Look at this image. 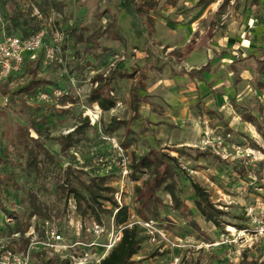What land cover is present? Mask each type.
<instances>
[{
	"label": "rangeland",
	"instance_id": "obj_1",
	"mask_svg": "<svg viewBox=\"0 0 264 264\" xmlns=\"http://www.w3.org/2000/svg\"><path fill=\"white\" fill-rule=\"evenodd\" d=\"M140 3L151 7L153 40L162 52L167 54L175 50L182 57L196 50V57L185 63L192 67L210 64V71L204 73L206 83L191 82L186 77L175 78L168 69L162 74L142 69L143 44L135 38L126 13L129 7ZM11 18L20 23L28 22L31 29L44 30V46L52 47L63 63L57 60L44 63L39 52L35 61L25 56L20 71L0 80V157H4V147L9 152L23 153V145L13 147L10 143L17 138L30 139V136L39 137L50 152L59 155L61 162L55 176L43 178V174L31 172L27 180L39 194V202L52 211L51 216L55 219L48 222L56 227L65 244L79 243L69 249L68 254L86 257L84 264H97L108 254L109 247L120 238L121 227L113 220L115 203L127 206L128 227L136 226L137 236L141 238V256L150 255L152 264H170L177 251L180 256L184 254L185 264H229V260L236 258V264H254L262 259L264 238L253 245L247 237L243 242L238 240L229 245L222 236L231 232L226 228L230 226L216 229L194 208V213L186 217L177 215L168 209L169 201L163 191H158V197L165 207L157 210L156 217L144 212L149 221H143L138 212L135 189L149 174H132L129 165L151 150L176 157L179 166L214 196L213 200L219 198L210 186V178L215 179L229 197H222L220 202L230 208L223 211L226 213L224 219L237 226L245 224L244 206L253 204L249 198L258 197L254 198L256 202L264 195L263 140L251 129L252 125L244 124L249 108L256 102L264 105V98L255 86L261 75L257 60L264 59V0H0V38L11 34ZM106 28L110 29V34L99 38L92 53L86 54L84 49L90 45L80 42L79 37L87 40L100 35ZM22 30L19 28L12 33L21 37ZM204 50L209 58L204 56ZM111 55L123 58L117 63L112 75L114 80L110 83V90L119 105L105 111L89 102L90 91L95 88L89 80L101 72ZM33 77L47 82L45 87L65 88L68 96L57 106L39 105L21 92ZM136 80L138 93L144 98L140 103L134 100ZM43 117H46L45 124L40 121ZM76 127L80 130L77 134L80 141L66 153H61L57 138ZM205 127L211 138L220 137L223 141L224 149L218 151L223 156L230 155L227 158L217 155L223 160L222 164L212 158L195 159L197 152L214 154L212 148L202 145ZM182 142L187 145L179 146ZM255 142L263 146L258 147ZM232 146H241L243 152L235 153L230 149ZM244 149L250 157L241 156ZM88 162L91 165H86ZM21 176L20 182H24L25 172ZM58 179L60 183H67L69 189L91 198V204L93 199L87 188L112 199H97L102 204L100 208L94 204L99 210L100 224L92 217L83 216L82 211L86 208L83 201L80 209L76 205L74 212L69 214L72 223L61 217L64 198L58 192ZM189 180L186 175L173 179L174 187L181 190L180 197L188 207H193ZM239 189H245L242 192L248 196L240 197ZM236 195L244 202L234 200L236 203H230ZM193 222L205 233L195 232L191 228ZM8 229L0 215V236L5 237ZM34 239L42 241L38 234ZM6 243L12 250L21 252L29 241L26 237H7ZM233 245L238 246V251H230L229 247ZM35 248L40 250L42 247ZM244 250L247 251L245 256L238 255ZM41 254L50 258L47 264L64 263L60 257ZM36 260L34 254L32 262Z\"/></svg>",
	"mask_w": 264,
	"mask_h": 264
},
{
	"label": "trees",
	"instance_id": "obj_2",
	"mask_svg": "<svg viewBox=\"0 0 264 264\" xmlns=\"http://www.w3.org/2000/svg\"><path fill=\"white\" fill-rule=\"evenodd\" d=\"M150 11V5L144 3L132 5L127 11L131 18V27L133 28L136 38L143 41V52L145 54V64L143 68L162 73L163 69L166 66H169L173 75L185 74L191 81L205 83L206 79L204 73L209 72L211 69L209 63L201 67H186L185 61L175 58L172 53L164 55V52L154 44L151 39L153 28L149 17ZM41 12L43 13V10H41ZM10 22L9 32H11V34L6 37H18L13 35L12 32L19 28L23 29L21 37H19L22 39L28 38L40 31L38 29L35 30V28H29L28 22L26 21L20 23L19 20L11 18ZM107 34H110V29L106 28L100 35L89 37L87 40L80 36V42L85 41L90 45L84 49L85 53H92L98 39ZM41 54L43 56V52H41L40 55ZM56 58L57 61L60 60V62L58 61L60 64L63 63L62 59L55 55V59ZM108 60L104 62L101 71H105L106 66L108 65ZM257 65L261 75L257 78L255 86L256 90L264 98V59H258ZM114 71L115 69L106 77L100 72L94 76V78L89 80L93 85H96L95 88L90 91L88 98L89 102L96 103L105 111L115 107V99L109 96L110 92H112L110 90V83L114 80L112 76ZM46 83L47 82L42 79L33 77L27 82L24 88H22L21 92L25 94V97H30L35 101L39 92H50L55 88L66 91L65 88L60 86L51 85L50 87H45ZM138 85L139 83L136 82L134 100L140 103L143 102L144 98L140 97L138 94ZM67 96L68 92L60 100ZM40 104L55 106L53 104L39 103V105ZM40 121H42V124H45L46 117H43ZM244 122L251 124L255 128L256 132L261 136L264 144V105L260 102H256L252 108L248 109L247 115L244 116ZM44 129H46V127ZM28 130H26V132H28ZM38 131L39 130H37V132ZM78 133H80V130L76 127L72 132L57 138L61 153H66L71 147L80 141L79 137H77ZM10 144L13 145V147H16L17 144L23 145L24 152L21 153L16 150L9 152L7 147L3 148L4 157H0V215L2 216L4 223L9 227L7 235L11 236L18 234L19 238H24L31 229L40 233V236H42L41 226L43 222L55 218L51 216L52 211L47 206H44L42 202H39V194H37L36 191H33L32 187L28 184L27 178L31 176V172L43 174V178L48 175L55 176L54 173H56L57 166L61 162L60 157L58 154L50 152L39 137L34 138L30 136V139L26 140H20L17 138L15 139V142ZM40 156L42 157L39 158ZM198 158H203L205 160L212 158L214 162L219 164L224 163L220 157L208 151L197 152L195 159ZM22 161L24 164H22ZM86 165H91V163L88 162ZM129 168L132 174H149L143 184L135 189V195L139 203L138 212L143 221H149L148 218L145 217L144 212H149L151 217H156L158 215L157 210L165 207L162 200L158 197V191L166 192L170 196L171 205L168 209L172 212L185 217L187 214L194 213L180 197L181 190L174 187V176L181 179L186 175L190 179V185L193 190V208L196 212H198L205 221L212 223L217 228L222 226L221 223L232 226L231 224L223 222L226 213L219 210L211 202L205 189L186 174L185 169L179 166L176 157L170 156L159 150H151L140 156L137 160H133L129 165ZM23 172H25L26 179L24 182H20ZM56 181H59L57 184L58 192L64 198L63 210L60 213L61 217H64L65 215L67 199L72 197L75 206L77 205L78 209H80L81 201L86 204V208L82 211L83 216H88V218L92 217L97 224H100L98 208H100L102 204L97 202V199H100L101 201H112V199L102 197L100 194L98 195L87 188L88 195L93 199V204H91L89 200L91 198H87L84 194L75 189H69L67 183H64L63 181L60 183L59 179ZM95 203L98 208L94 206ZM113 205L115 206V213L113 215L114 224L121 227L120 238L110 249L108 254L100 261V264H132V258L140 251L141 238H138L137 236L136 226H132L131 228L128 227L127 222L129 213L127 206H117L115 203H113ZM88 211L90 214H88ZM7 220L11 221L7 222ZM233 227L241 229L242 226L233 225ZM191 228H194L195 231L198 229L195 222L191 224ZM35 255L37 256L35 264H47L49 262V259L45 258L41 253ZM62 261L64 262L63 264H69L70 259H64Z\"/></svg>",
	"mask_w": 264,
	"mask_h": 264
},
{
	"label": "built area",
	"instance_id": "obj_3",
	"mask_svg": "<svg viewBox=\"0 0 264 264\" xmlns=\"http://www.w3.org/2000/svg\"><path fill=\"white\" fill-rule=\"evenodd\" d=\"M44 38L45 31L41 30L32 36L22 39L19 37H5L0 39V80L7 77L8 75H12L13 73H17L20 71L21 67L24 64L25 56H29L31 61L37 59V54L39 52H43V60L44 63H48L51 60L55 59V50L52 47L44 46ZM123 58H120L118 55H111L108 60V65L106 66L103 76L106 77L111 71L116 68V65ZM57 60V58L55 59ZM60 62V60H58ZM72 85L74 86L73 82ZM96 86V85H95ZM67 94L66 91L55 88L50 92H39L36 96V101L39 103L45 104H53L55 106L58 105V101L63 98ZM110 96L115 98L113 92H110ZM119 105V102L115 101V108ZM206 129V127H205ZM204 135V136H203ZM202 135V145L206 147L212 148L214 155H219L222 158H227L230 155L221 154L218 150L224 149L223 141L220 137L211 138L210 132L206 129ZM235 153L243 152L240 146H232L230 148ZM244 149V154L242 157H250ZM219 157V156H218ZM75 210V202L72 197L67 199V208L66 213L64 215L69 221V224L72 223V218L69 217L71 212ZM244 216L246 218V226L241 229H236L234 227H226L228 228L227 235H223V241L225 240L229 245L235 244L239 240L240 242L245 241L247 237L251 240V245L256 243L260 238H264V201L259 200L254 202L253 204H246L243 209ZM70 219V220H69ZM11 220H7L10 222ZM46 220L43 222L41 226V233L43 234L41 237L42 241H35L36 235H40V233L35 232L34 230L28 232L26 234V239H28L29 244L27 247L21 251L16 252L7 246L6 239L0 236V264H32V256L37 253H46L49 256L60 257L62 260L70 259V262H77L78 264H84L87 261L86 257L75 256L73 254H68L69 249L73 246L67 245L64 242V239L59 234L56 227ZM82 223V220H79ZM79 222V223H80ZM148 223V222H146ZM77 224V222H76ZM148 226V224H146ZM55 227V228H54ZM76 227V226H75ZM77 228V227H76ZM79 230L82 228V224L78 225ZM97 228V226H96ZM97 233V232H96ZM19 235L14 234L13 238H17ZM162 238L167 241V239L162 236ZM37 239V238H36ZM119 241V238L118 240ZM151 241H155L154 238ZM116 243L113 242V245ZM40 245L42 248L38 250L35 248ZM75 245H79L76 243ZM93 245V244H91ZM113 245L109 247L112 248ZM36 250L38 252L34 253ZM34 253V254H33ZM105 257V256H104ZM102 257L96 263L100 264V261L104 258ZM50 259V258H47ZM36 262V261H35ZM171 264H179L178 259H174Z\"/></svg>",
	"mask_w": 264,
	"mask_h": 264
},
{
	"label": "crops",
	"instance_id": "obj_4",
	"mask_svg": "<svg viewBox=\"0 0 264 264\" xmlns=\"http://www.w3.org/2000/svg\"><path fill=\"white\" fill-rule=\"evenodd\" d=\"M141 4V3H140ZM131 6V5H130ZM131 7H129L128 9H130ZM128 11V10H127ZM127 11H126V13H127ZM151 12V11H150ZM150 14V13H149ZM127 15H128V13H127ZM129 16V15H128ZM130 17V16H129ZM149 17H150V15H149ZM150 19H151V17H150ZM130 26H131V18H130ZM152 28H153V26H152ZM131 29H132V31H133V28L131 27ZM153 32H154V30L152 31V34H151V39H152V41L154 42V40H153ZM133 34H134V31H133ZM134 36H135V34H134ZM135 38H136V36H135ZM137 40H140L141 42H142V44H143V41L141 40V39H138V38H136ZM154 44L156 45V43L154 42ZM156 46H158V45H156ZM159 47V46H158ZM189 47H190V44H189ZM144 48V47H143ZM159 49H161L160 47H159ZM170 49V48H169ZM196 50H193L191 53H189L187 56H178L176 53H175V50H171V52H168L167 54H165V52H164V55H168V54H170V53H172L174 56H175V58H177V59H179V60H183V61H185V60H188V59H190V58H192V57H196V56H194V55H196ZM206 53V54H205ZM143 60H144V64H145V54L143 53ZM208 56V58H209V55H207V52H206V50H204V56ZM108 59V58H107ZM107 59H106V61H107ZM144 64H143V66H144ZM143 66H142V69H146V70H151V69H148V68H143ZM186 67H192V66H190L189 64H187L186 63ZM198 67V66H197ZM166 69H168V71L171 73V70H170V67L169 66H166L164 69H163V71H162V73H164V71L166 70ZM103 70V69H102ZM153 72H155L154 70H152ZM101 72H103V71H101ZM157 73V72H156ZM162 73H158V74H162ZM171 75L173 76V77H175V78H181V77H186L189 81H191L188 77H187V75H185V74H182V75H173L172 73H171ZM136 82H138V80H136L135 81V85H136ZM191 82H197V81H191ZM206 82H207V80H206ZM205 82V83H206ZM198 83H201V82H198ZM138 87H139V85H138ZM137 91H138V89H137ZM113 92V91H112ZM134 92H135V90H134ZM139 94V93H138ZM113 109H115V108H113ZM226 113H227V111H226ZM229 114V113H228ZM227 114V115H228ZM148 116V115H147ZM146 117V116H145ZM146 118H148V117H146ZM244 124L245 125H248L249 123H246V122H244ZM251 125V124H250ZM232 126V124H230L229 123V127H231ZM162 127H164V126H162ZM251 129L253 130V131H255L256 132V130H255V128L254 127H252L251 126ZM252 130H250V131H252ZM162 131H164L163 129H162ZM251 135V134H250ZM256 143V145L258 146V147H262L263 145H260V144H258L257 142H255ZM185 145H187L185 142H182V143H179V146H181V147H183V146H185ZM245 145H246V142H245ZM140 156H142V155H140ZM187 162V161H186ZM239 163H240V161H238ZM188 163V162H187ZM186 163V164H187ZM228 167V166H227ZM229 168V167H228ZM231 179V178H230ZM210 180H212L211 182H210V186L211 187H213V190H214V193L215 194H217V195H219V198H214V200H213V197L209 194V192L207 191V190H205L206 192H207V194L209 195V198H210V200H211V202L219 209V210H222V211H228L230 208L227 206V205H223V204H221L220 202H221V198L223 197V198H229V197H227L224 193H223V187L222 186H220L219 185V183H217V182H215V179H213V178H210ZM208 181V180H207ZM202 187V186H201ZM203 189H204V187H202ZM245 192V189H239L238 190V195L241 197L242 195H245L246 197L248 196L247 194H244L243 192ZM258 195H260V194H258ZM264 196V195H263ZM263 196H261L262 198L260 199V200H264L263 199ZM166 197H167V199H168V204L167 205H171V198H170V196L166 193ZM254 198H257V199H259L258 197H254ZM254 198H249L251 201L253 200V202L252 203H254L255 202V200H254ZM193 200H194V197H193ZM231 200V199H230ZM237 202V203H241V202H244V200H241V199H239V197L236 195L235 196V199H233V200H231L230 201V203H236L235 201ZM167 203V202H166ZM165 203V204H166ZM249 204V203H248ZM192 205H193V202H192ZM193 207H189V209H191V210H193L192 209ZM194 212V211H193ZM201 216V215H200ZM223 222H225V223H228V224H231L232 226H230V225H227V224H222V226L220 227L221 229L220 230H222L223 229V227L224 226H230V227H233V225L234 226H237V225H235V223H233V222H230L229 221V219H224L223 218ZM245 224H244V226H242V227H245L246 226V222H244ZM199 227H200V229H199ZM198 227V225H197V230L195 231V232H201V231H203L204 232V230H203V228H201V226H199ZM215 227V226H214ZM241 227V228H242ZM216 229H218L217 227H215ZM235 228V227H234ZM237 229V228H236ZM30 231H32L31 229H30ZM29 231V232H30ZM205 233V232H204ZM7 237H9V238H12L13 239V235H11V236H9V235H7L6 234V236L4 237L5 239H7ZM17 238H19V236L17 237ZM19 239H23V238H19ZM262 240H264V239H262ZM261 241V240H260ZM259 241V242H260ZM77 242H75V243H73L71 246H74L75 244H76ZM157 243H160L161 244V242L160 241H158ZM261 243V242H260ZM259 244V243H258ZM156 245H158V244H156ZM162 245V244H161ZM151 246H153V245H151ZM166 246V245H165ZM263 246H264V244H263ZM22 248H26V244L25 245H23V247ZM23 249V250H24ZM229 249H230V251L232 252L233 250H237L238 251V246H235V245H233V246H231V247H229ZM228 251V250H227ZM141 252H142V246H141V248H140V251L138 252V254L137 255H135L133 258H132V264H152L150 261V258H149V256H141ZM163 251H161V253H162ZM178 252H180V251H177V255L175 256V257H173L172 259H171V261H173L174 259H178L179 260V264H185V263H183V258H184V254L182 253V256H180V253H178ZM247 251H243V252H241V254H240V252H239V254L238 255H243V256H245V253H246ZM213 254V253H212ZM187 255V254H186ZM213 255H215V254H213ZM231 255H233L232 253H231ZM36 256V255H35ZM240 256V257H241ZM242 256V257H243ZM37 257V256H36ZM151 257V256H150ZM241 257V258H242ZM235 258H236V256H235ZM146 259H148V260H146ZM226 260H228L227 259V255H226ZM237 260H238V258H236V260L235 261H233V260H229L228 261V263L229 264H236V262H237ZM171 261H170V264H171ZM242 261V260H241ZM261 262H264V256L262 257V259L261 260H259L258 261V263L257 262H255L254 264H261ZM32 264H35V262H33Z\"/></svg>",
	"mask_w": 264,
	"mask_h": 264
}]
</instances>
